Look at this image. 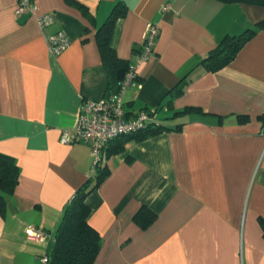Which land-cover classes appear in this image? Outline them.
Here are the masks:
<instances>
[{
    "label": "crops",
    "instance_id": "0c3cea01",
    "mask_svg": "<svg viewBox=\"0 0 264 264\" xmlns=\"http://www.w3.org/2000/svg\"><path fill=\"white\" fill-rule=\"evenodd\" d=\"M34 1V14L18 16L16 0H0V152L20 170L0 213V264H38L47 242L29 238L27 227L53 233L77 188L95 179L89 146L63 144L60 135L75 129L82 100L106 94L95 35L118 2L127 12L110 45L130 65L147 24L159 28L152 55L124 93L126 118L148 110L168 128L120 151L116 140L106 148V175L86 197L102 240L93 264H264V26L219 70L200 64L225 35L264 21V7ZM42 13L53 22L40 27ZM57 31L70 44L53 55L47 37Z\"/></svg>",
    "mask_w": 264,
    "mask_h": 264
},
{
    "label": "trees",
    "instance_id": "16d2710c",
    "mask_svg": "<svg viewBox=\"0 0 264 264\" xmlns=\"http://www.w3.org/2000/svg\"><path fill=\"white\" fill-rule=\"evenodd\" d=\"M222 2H243L264 7V0H219ZM82 9V12L88 13L87 9L81 4L74 1ZM127 7L123 2L116 3L110 11L105 22L97 29L96 41L102 62L108 72L107 93L116 92L120 82L123 79L130 64L119 58L110 45V37L115 22L118 18L125 16ZM92 19V18H91ZM264 26V21L257 23L255 26L245 29L244 31L234 34L225 35L221 41L208 54L202 58L200 64L207 71H216L230 63L238 54L240 49L252 38L259 28ZM179 85L176 86V90ZM201 114L206 112L196 108ZM151 113H154L150 111ZM241 119L244 117L240 116ZM168 128L158 123L155 118L149 122L146 127L135 132L134 134L121 136L115 139L118 146L115 148L120 151L124 148L127 141H138L148 135L155 134L160 130ZM113 140V141H115ZM95 179L89 177L74 192L72 198L63 208L61 219L51 238L47 242L45 253L49 257V264H93L101 247V236L99 232L90 225L88 217L91 209L86 201L88 193L96 188L100 180L105 177L106 170L103 166L96 169ZM20 170L13 157L0 152V213L3 214L6 207V196L11 195L19 180ZM141 223L145 226L154 216ZM137 217L141 212L136 213Z\"/></svg>",
    "mask_w": 264,
    "mask_h": 264
},
{
    "label": "built area",
    "instance_id": "2783aa9c",
    "mask_svg": "<svg viewBox=\"0 0 264 264\" xmlns=\"http://www.w3.org/2000/svg\"><path fill=\"white\" fill-rule=\"evenodd\" d=\"M34 0H16V15H31L36 11ZM167 5L163 9H166ZM40 27L51 24L54 17L51 13L36 15ZM159 34L156 24L148 23L144 37L140 43L135 62L131 64L120 82L116 92L107 93L100 101L82 100L74 130L65 129L60 135L63 144L83 142L90 148L92 155L91 171L94 172L102 166L103 155L109 143L121 136L134 134L143 129L154 118V113L140 110L131 118H126L124 93L134 85L138 77V68L153 53L155 39ZM49 51L59 55L70 44L69 37L64 31L47 37ZM26 235L37 241H46L51 238V233L39 227L29 226ZM38 264H49V257L43 253L37 258Z\"/></svg>",
    "mask_w": 264,
    "mask_h": 264
}]
</instances>
